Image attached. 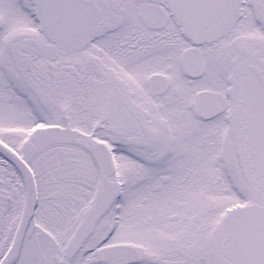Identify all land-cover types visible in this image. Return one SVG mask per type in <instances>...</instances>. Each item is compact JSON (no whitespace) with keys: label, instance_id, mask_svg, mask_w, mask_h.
Returning a JSON list of instances; mask_svg holds the SVG:
<instances>
[{"label":"snow or ice","instance_id":"obj_1","mask_svg":"<svg viewBox=\"0 0 264 264\" xmlns=\"http://www.w3.org/2000/svg\"><path fill=\"white\" fill-rule=\"evenodd\" d=\"M0 264H264V0H0Z\"/></svg>","mask_w":264,"mask_h":264}]
</instances>
